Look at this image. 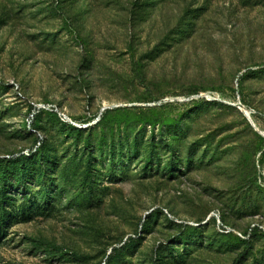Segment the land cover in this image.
I'll use <instances>...</instances> for the list:
<instances>
[{"label": "rangeland", "instance_id": "obj_1", "mask_svg": "<svg viewBox=\"0 0 264 264\" xmlns=\"http://www.w3.org/2000/svg\"><path fill=\"white\" fill-rule=\"evenodd\" d=\"M39 144L0 264H264V0H0V156Z\"/></svg>", "mask_w": 264, "mask_h": 264}, {"label": "trees", "instance_id": "obj_2", "mask_svg": "<svg viewBox=\"0 0 264 264\" xmlns=\"http://www.w3.org/2000/svg\"><path fill=\"white\" fill-rule=\"evenodd\" d=\"M38 141L41 144V138H38ZM40 144H39L38 149L33 150L30 153L29 152H27V153L22 152V153H18L17 154L18 156H16V154H8L10 156L1 155L0 156V164H7L10 162H16L17 160H21L22 158H25V157L33 158L36 154V151H39V150L41 151ZM35 163H36V161L33 163V165H35ZM28 170H29V167L25 168V173H27ZM3 190L4 189L2 188L1 191H3ZM9 206H11V202L7 199V197L4 193H1L0 194V235H2L3 232H5V228L7 226V221L10 220L11 217L24 216L25 213H28V209H26L25 206H21V208L14 211L13 216H12V214L9 211Z\"/></svg>", "mask_w": 264, "mask_h": 264}, {"label": "built area", "instance_id": "obj_3", "mask_svg": "<svg viewBox=\"0 0 264 264\" xmlns=\"http://www.w3.org/2000/svg\"><path fill=\"white\" fill-rule=\"evenodd\" d=\"M23 152L27 153V151H23ZM5 156H10V155L6 154Z\"/></svg>", "mask_w": 264, "mask_h": 264}]
</instances>
